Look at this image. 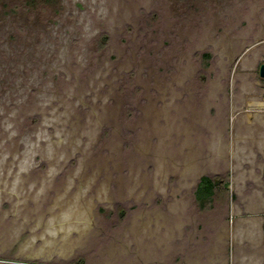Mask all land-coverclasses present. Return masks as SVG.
Returning <instances> with one entry per match:
<instances>
[{
  "label": "rangeland",
  "instance_id": "rangeland-1",
  "mask_svg": "<svg viewBox=\"0 0 264 264\" xmlns=\"http://www.w3.org/2000/svg\"><path fill=\"white\" fill-rule=\"evenodd\" d=\"M261 63L264 0H0V264L227 262L190 184Z\"/></svg>",
  "mask_w": 264,
  "mask_h": 264
},
{
  "label": "crops",
  "instance_id": "crops-1",
  "mask_svg": "<svg viewBox=\"0 0 264 264\" xmlns=\"http://www.w3.org/2000/svg\"><path fill=\"white\" fill-rule=\"evenodd\" d=\"M256 90L251 92L253 100L247 103L252 112L245 118L240 116L237 122L240 128L249 130L240 134L237 131L233 137L234 148L250 146L251 158L232 153L230 166L202 173L190 184L191 205L202 215L214 213L217 221L210 224V231L220 233L225 227L231 241L228 261L221 263L215 258L211 264H264V86L257 83ZM204 176L223 181L209 187L200 181Z\"/></svg>",
  "mask_w": 264,
  "mask_h": 264
},
{
  "label": "trees",
  "instance_id": "trees-1",
  "mask_svg": "<svg viewBox=\"0 0 264 264\" xmlns=\"http://www.w3.org/2000/svg\"><path fill=\"white\" fill-rule=\"evenodd\" d=\"M100 38H102L103 40H105L106 39V35L105 34H102L100 36ZM200 181L202 183L207 184V186L212 187L214 185L213 184L214 182L223 181V179H220V178H211V177H208V176H204L203 178H201ZM224 181H226V180H224ZM208 191H210V189ZM77 264H81V263H77Z\"/></svg>",
  "mask_w": 264,
  "mask_h": 264
},
{
  "label": "water",
  "instance_id": "water-1",
  "mask_svg": "<svg viewBox=\"0 0 264 264\" xmlns=\"http://www.w3.org/2000/svg\"><path fill=\"white\" fill-rule=\"evenodd\" d=\"M258 72H259V75H260L261 77L264 78V63H261V64L259 65V70H258Z\"/></svg>",
  "mask_w": 264,
  "mask_h": 264
}]
</instances>
